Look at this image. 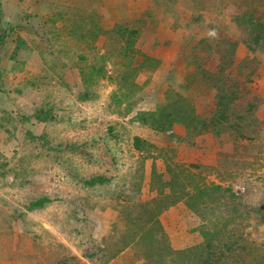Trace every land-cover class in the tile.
Returning a JSON list of instances; mask_svg holds the SVG:
<instances>
[{"label":"rangeland","instance_id":"1","mask_svg":"<svg viewBox=\"0 0 264 264\" xmlns=\"http://www.w3.org/2000/svg\"><path fill=\"white\" fill-rule=\"evenodd\" d=\"M112 4L0 0V264H144L163 236L175 251L191 250L173 264L197 260L206 238L212 264H264V43L251 42L264 0H160L146 30L145 15L113 22ZM179 6L220 16L193 17V43H150L158 14L176 18ZM98 12L105 32L95 38ZM128 28L139 32L131 46L118 36ZM228 93L237 114L257 105L240 121L244 134L254 117L263 124L254 143L225 124L196 136L213 139L217 166L177 161L197 120L166 133L138 122L179 94L211 125ZM40 110L50 119L37 120ZM136 138L149 146L137 151ZM211 186L222 194L202 197ZM186 192L200 197L196 209H171ZM44 198L51 203L29 210Z\"/></svg>","mask_w":264,"mask_h":264},{"label":"trees","instance_id":"2","mask_svg":"<svg viewBox=\"0 0 264 264\" xmlns=\"http://www.w3.org/2000/svg\"><path fill=\"white\" fill-rule=\"evenodd\" d=\"M0 14H1V11H0ZM0 20H1V15H0ZM91 20H92V22L94 21L93 23L96 24L97 28L94 27V31L90 30L89 32H95L93 35L95 36V38H97L99 36V34L102 32H105V30L98 28L99 23H96V19L92 18ZM0 25H1V21H0ZM252 31H253V33L259 31V33L255 34L251 39V42H253V45L256 46V45H260V44L264 43V23L262 21L258 20L256 22V25H253ZM118 36L120 38L126 40L127 43H129V45L131 46L133 43H136V40L138 39V36H139V32L137 31V29H129V28L128 29H122V30L118 31ZM0 44H1V41H0ZM248 47L251 51H256V49L254 47H252L249 43H248ZM263 47H264V45H263ZM255 61H256V59H254V58L250 59L249 58L245 64L250 66V63L255 62ZM147 62H149V58L147 59ZM254 73H255V71L252 74H254ZM84 80L87 81L86 78H84ZM219 84L220 85L217 86V89L219 92H221L224 89L222 88L221 83H219ZM135 87H137V86H134L133 88H135ZM1 90H2V86L0 84V92H1ZM237 91L238 90L234 88L233 90H231L230 95L234 96L236 94L235 92H237ZM230 95L228 93V96L226 99L227 101L225 103L226 104V112L219 114L217 119L215 121H213V123L211 125H209L207 122L201 120L196 115V110L193 106L184 105L183 104L184 99L182 97H180L179 94H176V96H178L179 101L175 104L174 103L173 104L168 103L166 106L159 109V111L156 113L155 112L154 113H148V112L139 113L138 122L143 124L144 126L146 125V126L151 127V129L154 130L155 132L166 133L168 131L173 130L175 125H177V124L189 126L195 120H197L198 124L192 125V127L189 128L190 132H187L188 136L186 135L184 137L185 140L180 138V139H182V141H188L189 144H191V145H193V143H194L193 140L196 136L203 135L204 133H208L209 131H212V132H215L216 134H218L219 133L218 128L220 127L219 125L225 124L231 129L232 128L236 129V131H238V134L241 135L240 138H242V136H245V138L247 140L254 143L257 140L256 139V133L259 132V127L261 128V125L263 123L258 122V120L254 117L253 118L254 125L251 126L249 124L248 133L244 134L242 127H241V124H240V121L243 120L244 118H245V120H247V117L249 118V116L254 112V109L257 107V105L252 104L249 108V113L245 117L239 113L237 114V113L233 112L234 110H232V108H230V105L233 103L229 99ZM87 96H89L88 93L83 95V97H87ZM232 98H234V97H232ZM231 114L238 119L237 122L236 121L234 122L231 120ZM36 119L39 121H46V120H49L50 118L44 110H40L36 113ZM144 144H146L144 141H142L139 138H136L134 147L137 151L140 152V151H143L144 148H146L143 146ZM146 145H148V144H146ZM105 181H106V179H103L100 177V178L93 179L92 181L89 182V184L95 185L97 183H104ZM222 190H223L222 187L211 186L210 188H204L201 191V195H202V197H209L212 193H215V192L222 194ZM185 198H186L185 203L187 204L188 208L191 209L192 211H194L197 207V204H198L197 199H200V197H196V196L194 197L192 195H189L188 192H186ZM49 203H51V200L48 198L37 200V201L32 202L30 204L29 210L33 211V210H37V209H42ZM149 218H151V217H149ZM148 221H149V219H148ZM151 231H153V230H150V232ZM147 234H149L148 231H147ZM143 238H144V235H143ZM165 238L166 237L163 236L161 239H153L155 242H153L152 245L148 247V250H147L148 254H147L146 259L144 260V264H159V263H157V258L162 264H173L175 262V259H178L179 257H183L184 255L191 252V250L175 251L174 249H172V247L168 243L167 239H165ZM134 241H135V236L132 238L131 242L134 243ZM206 241H207L206 248L200 253V256L198 255L197 260L189 262L190 259L187 258V259H184V262L182 264H212L210 255H212L213 252L211 251V248L209 247L211 245V243H208V238H206ZM125 243H128V245H129V241H127ZM211 247L213 249L212 245H211ZM197 250H199V249L197 248L193 251L197 253ZM58 264H67V262H66V260H63V261H59Z\"/></svg>","mask_w":264,"mask_h":264},{"label":"crops","instance_id":"3","mask_svg":"<svg viewBox=\"0 0 264 264\" xmlns=\"http://www.w3.org/2000/svg\"><path fill=\"white\" fill-rule=\"evenodd\" d=\"M126 1L128 4L127 6H125ZM159 2L160 0H113V4L108 9L109 13L107 16H112V18H114V20L112 21L117 23L122 20V18H119L122 16L123 17L127 16L126 19L123 18L125 21L129 20V21L134 22V21H137L136 19L138 20L141 19V15H145L146 23H145L144 30H146L150 25L149 24L150 20L147 19V16L149 17L154 16L153 12H155L156 10L155 8ZM121 4H123V6L125 7L121 8ZM122 9H125V11L122 12ZM203 9L205 10L203 11ZM176 10H177V13L174 14V17L176 18H173L171 14L167 12L164 13L163 11H161L158 14L160 17V21H157V24L159 23L160 26L157 25V28L155 29L153 33V37L151 38L150 43H193L192 37H191V31L195 27L194 23L192 22L193 17L197 16L196 18L198 20H201V21L207 20L208 22L211 21L213 23V21H215L214 18L217 19L220 16V13L217 11V9H213L210 6L201 8V10L199 8L198 10L197 9L187 10L179 6V8ZM100 16L101 15L99 13V16H98L99 18H97V21H96L97 23L99 22V26H100V19H101ZM115 23H112V24H115ZM104 24L105 23L103 24L101 23V26ZM142 39H143V36H142ZM212 140H210L209 138H206V136H203V137H199L196 139L195 144H194L195 147H193L189 143L188 144L182 143L180 147L176 146L175 149H176L177 161L181 162L182 164H187V163L191 164L193 162L197 163V161H200L203 165L214 164L215 166H217L218 150L215 148V145L209 144V142ZM159 144L163 145V143H161L160 141H159ZM163 146L161 148H164L166 150V148ZM177 152H178V155H177ZM157 161L160 163L161 160L156 159V162ZM161 175H162V178L159 175V178H156V179L160 181L162 180L166 181L165 177H163L164 175L163 174ZM175 204L176 205L173 206V208L171 209L176 208V209H180L183 212L187 208L184 201L177 202ZM167 213L169 212H166V214ZM183 242H186V240L184 239ZM4 264H12V263L5 262Z\"/></svg>","mask_w":264,"mask_h":264},{"label":"clouds","instance_id":"4","mask_svg":"<svg viewBox=\"0 0 264 264\" xmlns=\"http://www.w3.org/2000/svg\"><path fill=\"white\" fill-rule=\"evenodd\" d=\"M124 252V251H123Z\"/></svg>","mask_w":264,"mask_h":264}]
</instances>
